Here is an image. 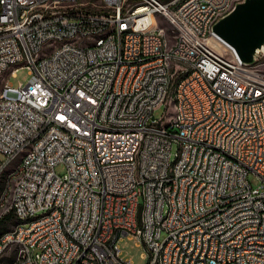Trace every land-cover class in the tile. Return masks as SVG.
<instances>
[{"label":"built area","instance_id":"obj_1","mask_svg":"<svg viewBox=\"0 0 264 264\" xmlns=\"http://www.w3.org/2000/svg\"><path fill=\"white\" fill-rule=\"evenodd\" d=\"M157 1L0 0V224L24 219L0 260L131 264L117 247L128 237L147 264H264V75L209 46L238 0ZM152 12L178 26L179 46L155 39ZM20 68L30 79L14 87ZM172 92L176 120H156ZM19 150L29 157L4 173ZM30 213L47 221L27 226Z\"/></svg>","mask_w":264,"mask_h":264},{"label":"water","instance_id":"obj_2","mask_svg":"<svg viewBox=\"0 0 264 264\" xmlns=\"http://www.w3.org/2000/svg\"><path fill=\"white\" fill-rule=\"evenodd\" d=\"M211 31L243 65H255L264 55V0L236 3L214 23Z\"/></svg>","mask_w":264,"mask_h":264},{"label":"rangeland","instance_id":"obj_3","mask_svg":"<svg viewBox=\"0 0 264 264\" xmlns=\"http://www.w3.org/2000/svg\"><path fill=\"white\" fill-rule=\"evenodd\" d=\"M163 1L167 3L172 0H163ZM152 19H156V21H163V22H154L152 30L163 29L165 34H166L165 31H168L167 40L169 41V45H171L173 48L175 46L174 37L176 33L173 31L170 24L160 16H152ZM209 46L213 51H215L218 54H222L226 50L230 53V55H232L231 51H229L223 44H221L213 37L209 40ZM226 59L232 60L233 57H226ZM253 67H254V72L264 75V58L262 57L260 59V62H258V64L253 65ZM13 75L14 77H11L10 72H7L6 78L8 80V83L14 87H17L20 83L26 84L30 79L29 70L26 68L17 69V71L14 72ZM176 113H177V106L171 101L170 107L161 105L158 109L154 111L153 116L156 120H160L161 118L167 115V120H174ZM175 152H176V147L174 146L172 148V154H174ZM55 172L57 173V175L62 176L65 174V167L63 165H58L57 167H55ZM247 180L253 188H256L260 185V180L254 175H249ZM40 214L41 213H39L38 215ZM14 225H15V219H12V222L7 224L8 228H11ZM117 247L120 250V254L123 260L130 261L131 264H147L148 253L144 246L137 245L135 241L129 240L128 237H122V239L118 242ZM11 257L14 258V253L5 254L1 258L0 264H11L8 261Z\"/></svg>","mask_w":264,"mask_h":264},{"label":"bare ground","instance_id":"obj_4","mask_svg":"<svg viewBox=\"0 0 264 264\" xmlns=\"http://www.w3.org/2000/svg\"><path fill=\"white\" fill-rule=\"evenodd\" d=\"M241 1L242 0L235 1L231 8L226 9V14L229 13L233 9L236 3L241 2ZM157 8H168V2L166 3L164 1H157ZM152 16H160L161 18H163L170 24L171 28L176 33L174 37L175 46L173 48H176L177 46H179V43H181V34H179L178 26L173 25V20L167 19V13L152 12ZM213 25L214 24L211 25V29ZM152 35H154L155 39H164V46L172 48V46L169 45V41L167 40V36L164 33L163 29L152 30ZM109 36H110V28H101V38H108ZM184 37L192 38V31L184 30ZM225 47L229 51H231L232 55H234L237 60H239L231 49H229L227 46ZM185 68L194 69V62L185 61ZM226 68L227 70H234V57L232 60L226 59ZM175 72H176V65L168 64V75H175ZM0 85H2V77H0ZM176 85H183V77H176ZM171 101L177 106V113L174 118V120H176L178 116V108H179V92H172ZM27 157H29V150H19V155H15V157H12V160L9 161V165H4V173H11L12 168H18L20 164L22 163V158H27ZM9 183H10V176H3L2 178H0V202L2 198L4 197L5 190L8 189ZM14 197H16V190H8L7 198H14ZM0 213H8V206L0 205ZM262 213H264V204L262 205ZM38 214L39 213L29 214V219H27V226H35V223H44L45 221H47V213H41L40 215ZM20 227H24V219H15V225L12 226L11 228H8L7 226L5 229H2V224H0V240H6L7 237L12 232L17 231L18 228ZM4 255L5 254H1V258Z\"/></svg>","mask_w":264,"mask_h":264},{"label":"trees","instance_id":"obj_5","mask_svg":"<svg viewBox=\"0 0 264 264\" xmlns=\"http://www.w3.org/2000/svg\"><path fill=\"white\" fill-rule=\"evenodd\" d=\"M6 221L4 224H2V229H5L7 227V224H9L10 222H12V215H9L7 218H6ZM1 261V260H0ZM11 264L13 262V257H11L9 260H8Z\"/></svg>","mask_w":264,"mask_h":264}]
</instances>
